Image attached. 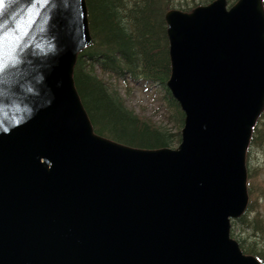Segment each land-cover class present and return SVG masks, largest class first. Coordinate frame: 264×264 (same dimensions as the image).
Listing matches in <instances>:
<instances>
[{
  "label": "water",
  "instance_id": "95a60500",
  "mask_svg": "<svg viewBox=\"0 0 264 264\" xmlns=\"http://www.w3.org/2000/svg\"><path fill=\"white\" fill-rule=\"evenodd\" d=\"M178 146L96 135L75 91L85 0H3L0 264H261L230 237L264 107L262 0L165 14Z\"/></svg>",
  "mask_w": 264,
  "mask_h": 264
},
{
  "label": "trees",
  "instance_id": "16d2710c",
  "mask_svg": "<svg viewBox=\"0 0 264 264\" xmlns=\"http://www.w3.org/2000/svg\"><path fill=\"white\" fill-rule=\"evenodd\" d=\"M226 1L230 7L237 0ZM85 5L92 42L77 54L72 80L93 132L134 149H173L180 142L184 121L178 103L165 87L171 73L165 14L173 9V0H85ZM179 5L178 10L190 12L201 4L192 8ZM262 7L264 10V0ZM112 78L126 84L127 89L130 84L161 87L167 125L171 126L156 124L128 108L111 85ZM263 118L264 109L252 131V147H264V123L259 122ZM250 181L249 175L248 195L253 198L249 194ZM250 208L248 203L247 210ZM239 247L243 254L264 264L262 253Z\"/></svg>",
  "mask_w": 264,
  "mask_h": 264
},
{
  "label": "rangeland",
  "instance_id": "374dc122",
  "mask_svg": "<svg viewBox=\"0 0 264 264\" xmlns=\"http://www.w3.org/2000/svg\"><path fill=\"white\" fill-rule=\"evenodd\" d=\"M208 1L173 0L175 5L172 8L178 10L177 8L181 7L179 4L192 8L195 4L206 5ZM110 82L120 92L128 108H131L141 116L150 118L156 124L166 127L171 126L167 125L169 123L167 121L168 113L165 109L166 104L162 99L163 90L161 87H151L150 84H147V86L130 84L127 89L126 84L114 78ZM126 92L128 95H126ZM259 122L264 123V118ZM177 146L178 144L174 148ZM249 158V169L252 173L249 194L253 195V198L249 195L251 211H248L245 214L246 216L244 215L240 220H235L231 223L230 234L243 248L255 249L264 256V147L253 146L248 155ZM246 224L249 226H246Z\"/></svg>",
  "mask_w": 264,
  "mask_h": 264
},
{
  "label": "snow or ice",
  "instance_id": "6c2138e0",
  "mask_svg": "<svg viewBox=\"0 0 264 264\" xmlns=\"http://www.w3.org/2000/svg\"><path fill=\"white\" fill-rule=\"evenodd\" d=\"M3 5V0H0V7ZM14 40L10 38L0 39V70L3 68V62L5 57L9 56L13 50Z\"/></svg>",
  "mask_w": 264,
  "mask_h": 264
},
{
  "label": "flooded vegetation",
  "instance_id": "af4514ba",
  "mask_svg": "<svg viewBox=\"0 0 264 264\" xmlns=\"http://www.w3.org/2000/svg\"><path fill=\"white\" fill-rule=\"evenodd\" d=\"M263 109H264V107H263ZM262 109V110H263ZM262 112V111H261ZM261 114V113H260ZM260 114H259V116H260ZM258 116V117H259ZM258 117H257V119H258ZM257 119H256V121H257ZM256 121H255V124H254V126L256 125H258V123H256ZM254 126H253V128H254ZM253 128H252V131H253ZM252 131H251V135H252ZM255 131H256V129H255ZM250 138H251V136H250ZM249 143H250V140H249ZM251 148H253L251 145H249L248 144V146H247V149H246V155H245V168H246V174H247V179H246V185H247V182H248V180H249V175L251 176V180H252V173H251V171H250V169H249V163H250V158L248 159V155H249V153L251 152ZM247 191H248V186H247ZM248 211H251V208H250V210H246V212H245V214L248 212ZM244 214V215H245ZM246 216V215H245ZM239 244V243H238Z\"/></svg>",
  "mask_w": 264,
  "mask_h": 264
}]
</instances>
